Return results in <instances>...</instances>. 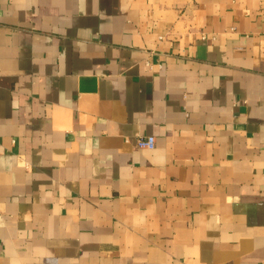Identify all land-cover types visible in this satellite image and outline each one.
Instances as JSON below:
<instances>
[{
    "label": "crops",
    "instance_id": "0c3cea01",
    "mask_svg": "<svg viewBox=\"0 0 264 264\" xmlns=\"http://www.w3.org/2000/svg\"><path fill=\"white\" fill-rule=\"evenodd\" d=\"M0 264H264V0H0Z\"/></svg>",
    "mask_w": 264,
    "mask_h": 264
},
{
    "label": "built area",
    "instance_id": "2783aa9c",
    "mask_svg": "<svg viewBox=\"0 0 264 264\" xmlns=\"http://www.w3.org/2000/svg\"><path fill=\"white\" fill-rule=\"evenodd\" d=\"M136 146L139 148L153 149L156 146V139L153 135L138 137L136 139Z\"/></svg>",
    "mask_w": 264,
    "mask_h": 264
}]
</instances>
